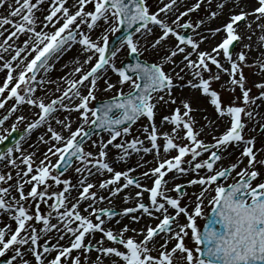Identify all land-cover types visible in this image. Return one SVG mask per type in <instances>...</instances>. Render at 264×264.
<instances>
[{
    "label": "snow or ice",
    "instance_id": "obj_1",
    "mask_svg": "<svg viewBox=\"0 0 264 264\" xmlns=\"http://www.w3.org/2000/svg\"><path fill=\"white\" fill-rule=\"evenodd\" d=\"M43 2L44 0H36L35 3L32 0H14L13 4H9V0H0V8L6 5L8 7V15L0 17V36H3L5 31L9 33L4 43L0 44V50L7 52L12 47L8 41L13 37L19 39L21 35L28 36L23 41V47L18 46L14 50L12 61H18L15 67L8 61L0 66V69H8L6 81L0 86V96H3L6 90L9 92L8 96L0 99V109L13 98L17 104L26 103L38 107L39 118L28 125L27 133L47 123L58 110L78 112L81 124L73 130L71 121L57 120L56 122L62 126L61 131L49 126L47 132L50 133V139L46 141L43 136L40 137L42 142L49 144V147L38 164H35L33 155H22L21 162L27 167L17 184L19 200L10 195L9 187H0V209L11 213L18 225L14 230L10 225L0 228V257L5 256L11 249L16 255L8 264H12L17 257L21 258L23 264H29L23 257L25 252L30 251L36 264H45V254L55 251L56 255L47 260V264H68L69 258L73 260V264H81L80 256L72 258L71 254L74 249H83L87 252L95 250L108 256L114 255L119 257L123 264H264V180L253 183L262 175L258 166L264 167V159H257V152L254 151L255 138H245L244 130L247 125L243 119L245 116L248 119L253 118V111L249 108L257 99L264 102V82L256 85L261 90L259 96L251 97V89L245 87L246 78L242 67L247 54L241 51L234 60L231 51L234 43L242 40L238 33L241 21L249 28L252 26L247 19L249 16L254 17L256 21H264V0H256L258 6L253 7L251 11L241 8L239 13H230L227 23L209 29L214 34L221 31L225 33L223 40L213 47L211 52L200 50V43L207 37L201 36V40L197 41L192 35L187 34V30L195 31L203 25L205 23L203 19L195 24L191 20L181 23L189 13L200 9L204 0H196L193 6L180 13L171 24L161 17V13L173 11L177 0H169L155 12L150 10L147 0H74V3L67 7L65 6L67 0H51L48 14L39 21L43 27L37 30L38 18L35 13L40 10L39 6ZM226 3L227 0H220L218 9H223ZM232 3L234 7L240 6L239 0H232ZM89 4L93 5V9L85 11ZM71 8L76 10L72 11ZM219 14V11H212L210 18L215 19ZM82 26L87 27V33ZM151 26H156L160 33L155 35L151 44L144 45L142 49L141 40L154 35ZM98 27L103 31L98 38L93 39L91 32ZM125 27L128 29L127 33L119 38L117 47L110 51L109 35L119 33ZM259 27L262 30L259 39L264 42V23ZM49 28L52 30H44ZM170 36L174 38L175 43L170 49L165 50L162 60L148 62L142 59L149 47L158 49ZM74 44L81 46L80 56L83 58V62L80 58L74 59L77 66L73 72L78 74V78L63 77L67 84L66 89L62 91V95L46 104L35 96L37 86L46 83L44 78H37L38 73L41 69L47 70L50 67V59L54 56L58 58L60 54L70 51ZM189 47L191 51H188ZM125 48L128 50L130 60L134 59L135 62L117 66L115 58L118 52ZM245 48L250 49L251 45H245ZM221 50L230 68H225L218 59ZM180 54H183L181 71L188 69L193 80L197 81L193 83V80H188L187 86L197 88L202 95L209 97L218 117L229 118V127L219 137H214L211 144L198 138L196 122L191 115L193 109L187 100H181V106L177 107L172 115L162 118L163 122L174 126L171 132H161L157 127V106L161 102L175 104L176 97L173 91L184 86L179 83L184 79L183 76L177 74L174 77L165 71V65L176 64L174 58ZM29 56L32 57L30 60ZM193 56H196V59H193ZM0 60H3L2 55ZM21 64L23 67H20ZM210 64L228 73L229 83L234 86L233 91L235 87L241 89L243 106L235 103L239 97L226 104L220 92L212 88V81L219 80L220 76L213 73L205 78V72H212ZM258 67L264 70V63H259ZM16 68L20 70L16 72ZM109 70L119 77L116 83L106 78L105 73ZM99 79H105V91H111L119 85L118 94L93 107L90 104L96 100ZM10 85L12 86L9 87ZM124 85L128 86L127 92L124 91ZM82 87H87V94L81 92ZM76 99L79 103L73 104ZM9 110L16 112V104ZM141 117H146L149 122L143 126V133L151 147L144 146L145 141L139 138L125 140L124 143L117 142L115 148L121 150V160H126L132 152L152 153L155 150V155L158 156L161 148L165 152L175 150L178 153L160 160L157 167L141 173V176L152 180L151 187L142 184L139 178L131 175L135 169L118 171L107 160L109 145L117 141L118 137L129 135L131 129L126 125L134 123ZM8 119L9 117L5 116L0 120V125ZM18 119L24 120L25 117L20 116ZM84 125L89 126L87 130ZM64 129L68 130V136L63 135ZM96 129L106 131L110 138L106 142L101 139L98 153H93L85 150L84 142L95 134ZM182 130L184 136L180 139L188 141L183 145L176 143V138ZM12 131H16L15 125ZM161 138L164 140L163 145L158 143ZM7 139L8 136L0 135V143ZM230 146L242 149L239 157L229 166L216 167ZM7 152L11 154L13 149L9 148ZM204 153L209 155L199 160ZM189 155L191 158L185 160L184 158ZM52 157H57L55 163H52ZM245 157L247 164L240 168ZM4 158V155H0V159ZM73 158L79 162L75 167V172L81 177L78 185H73L69 179H61L63 172L72 167ZM11 163L19 167L15 159H12ZM185 164L188 167H184ZM237 168H240V171L237 172ZM202 169L206 170L204 175L200 174ZM93 170L95 173L110 174L100 182L99 188L108 190L112 196L119 195L130 187L139 189L134 196L126 194L125 199L135 200V206L125 208L123 216L138 223L146 214L158 223L140 230L130 229L128 225L116 231L105 227V216L111 220L121 213L96 207L97 202H103L107 197L98 196L92 191L96 185L89 182L88 177L94 174ZM173 170L181 175L193 172L197 178L188 180L186 185L175 184L172 189H168L169 181L165 180V176ZM234 172L238 179L233 178L234 182L228 184L227 181L232 178ZM29 174L32 175L29 177ZM26 177L28 179H25ZM11 179V174L7 176L0 174V182ZM49 180L57 186L63 184V190L49 193L48 188L52 187L48 183ZM25 184L32 185L27 193L24 191ZM41 185H44V188L38 190ZM191 185H200L201 188L189 211V206L181 205V197L185 194L186 186ZM77 187L80 189L79 195L76 202L69 207L66 193ZM169 191H175L179 196L174 198L167 194ZM145 193H148V203L144 202ZM53 199L54 202L48 204L50 211L46 215L43 214L40 203H47ZM29 201L36 204L34 213L25 207V202ZM84 201L93 202L84 208L85 212L91 210L88 215L81 212L80 205ZM205 201L211 208L210 215L205 212ZM169 206L174 213H170ZM133 213L141 215H132ZM181 214L186 218V223L179 222ZM54 216L57 223H52ZM92 217H95V221ZM201 217L206 221L204 226L197 223V218ZM30 221L40 223L42 227L38 230L35 223H29ZM53 230L60 234L59 239L71 234L70 246L64 247L58 243L52 245L49 241L41 245L40 233L47 235ZM129 231L137 232L142 239L126 237L125 234ZM96 232L102 233L101 239L96 245L91 242L86 244L85 237ZM105 238L115 245L122 246L123 250L114 246H104ZM161 240L163 243H160ZM173 241L175 243L169 248ZM186 241L194 246L190 247ZM23 246H27L24 251ZM177 253L180 254L179 257L176 256ZM95 264H102L99 256Z\"/></svg>",
    "mask_w": 264,
    "mask_h": 264
},
{
    "label": "bare ground",
    "instance_id": "obj_2",
    "mask_svg": "<svg viewBox=\"0 0 264 264\" xmlns=\"http://www.w3.org/2000/svg\"><path fill=\"white\" fill-rule=\"evenodd\" d=\"M13 3H14V0H9V4H13ZM73 3H74V0H67V4L65 6L66 7L71 6ZM195 3H196V0H177V5L175 6L174 10L167 13L165 15V18L171 19L172 15L175 13L178 16L180 13L185 11L188 7L193 6ZM218 3H220V0H211V3H209V0H204V3L201 4L200 9L191 12L188 16L183 18V20L186 21L187 18H189V17L192 18L193 16H199L200 20L203 19L205 21V23L203 25H201L198 29H196L192 33L193 38L197 41L201 40V36L207 37V39H204L200 43V50H202V51L211 52L212 48L215 47L217 44H219L224 38V34L222 33V31L214 34L209 29H215V28L221 27L223 24L227 23L229 15L232 12H240L241 8H243L245 11H251V9L253 7L258 6L256 4V0H240L239 1L240 6L234 7L232 0H227L225 7L223 9H218V7H217ZM39 9L40 10L36 11V13H35L36 17L38 18L37 30H41V27L43 26L42 24L39 23V21L43 20L44 17L48 14L49 5L44 4L43 11L40 15H39V12L41 11V7ZM72 9L73 8H71V10ZM212 11H219L220 14L215 19H211L210 13ZM6 15H8L7 5L4 8H2L0 11V17L6 16ZM247 19L249 22H251L252 26H251V28H249L245 23H243L242 25H239L238 33L242 37V40L239 41L237 51L233 57L234 60L238 57V54L241 51H244L247 54V59H248V57L249 58L250 57H258L259 58L260 56L264 55V42H261L259 39V37L262 34V30L260 29L259 25L261 23H264V21H256L255 18L252 16L247 17ZM222 22H223V24H222ZM8 27L9 26H5V28H8ZM44 30L45 31H51L52 29L49 28V29H44ZM153 30H154V35L148 36V37L141 40L142 49H143L144 45L152 43L155 35H159L157 28L153 27ZM84 31L86 33L88 32L85 28H84ZM249 37H251V39H249ZM27 38H28L27 35H21L19 37V39L14 38L13 43H10V45H13L14 48H16L18 46L23 47V41L26 40ZM92 38H95V37L92 36ZM4 40H5V38L0 36V44H3ZM245 45H251V48L250 49L245 48ZM169 47H170V42L166 41L163 44V46H160L158 49H152L149 47L147 52H149L152 56H157V57L161 58V60H162L165 50L168 49ZM80 51H81V46L79 44H76V45L71 47L70 51L65 52L61 58L57 59V61L53 64L51 71H47L44 74V76H46V79L44 78L46 83L40 85V87L38 89H36V92H35L36 97L44 100V99H46V97H49V94H47L48 92H50V95H51L50 97L59 93V91H57V89L58 88L61 89V87L62 86L64 87L66 84V81L64 79H62L63 77H67L68 79L78 78V74H75L73 72V69L77 66L74 63L75 58H80L81 62H83V58L80 56ZM188 51H191L190 47L188 48ZM4 55H6V54H4ZM182 55L183 54H180L174 58L177 62L176 64L170 63L171 65L167 67L168 72L171 75H173L174 77H176L177 74L184 77V79L182 81H179V83L184 85V86L178 87V88L174 89V91H173L174 96H176V95L179 96L178 100H176L175 104L180 105L181 100H187L191 103V106H192L194 112H197L199 115H201V116L203 115L206 118L208 117V118L212 119V123H213L212 125H214L213 129L218 128V130H219V129L224 128V126H226L227 118L226 117L219 118L218 115L214 116L210 112V109H209L211 107L210 106V99L207 96L202 95L200 92L192 91V90H196V88H191V87L187 86V84L185 83L186 82L185 79L190 80L189 77H192V75H191V72L186 68L183 71H181V68H183V63L181 62L182 61ZM192 58L196 59V56H193ZM218 59L221 61V63L224 65L225 68L230 67L228 62L225 61L223 59V57L219 56ZM219 74L225 76L228 73L220 71ZM6 76H7V71L5 69H0V82L1 83L3 82V80L5 79ZM105 76L112 83L117 82L115 77L110 74V71H107L105 73ZM85 84L87 85L88 83L85 82ZM117 87H118V85H117ZM82 88H81V90L87 91L86 89H82ZM97 88L100 91L99 93H101V94L109 92V91H105V88H106L105 79H100L98 81ZM179 89L181 91L185 90V91H183L184 93H180ZM188 89H190V90H188ZM163 104L164 103L161 102L158 105V106H160L159 109H162V107H164ZM261 106H262V108H260ZM261 106L259 107L260 111L258 112V115H257L258 118H260V117L264 118V102L262 103ZM32 111H33L32 105H28L25 103L24 106L21 108L20 113L16 112L13 114L12 119H11L13 124L18 123V124L24 125V122L35 118V115H34V113H32ZM64 114L68 115L67 120L71 121V124L74 123L76 127L81 124V121H80L81 119H80L78 112L71 111L70 113L67 114L66 111L59 110L58 112H55L52 117H50L48 119L47 123L40 125L36 129V131H34V132L31 131V133H29V135L25 137V140H23V142H21L22 147L19 149V151H21V154L24 153L27 155L37 156V155L42 154L45 151H47L49 144L42 142L40 140V137L43 136L44 140H46V141L50 139V133H48L46 131V129H48L49 126L55 128L57 131H61L62 126L60 124H58L56 121L57 120L66 121L65 120L66 117L64 116ZM20 116L25 117V119L19 120L18 118ZM173 127L174 126H171V125L170 126L169 125H160L159 130L161 132H171V129ZM67 131H68L67 129H64L63 135H65V136L68 135L69 132H67ZM173 135H176V134H173ZM180 135H181V131L179 132L178 136H180ZM139 139L144 140L145 141L144 146L147 147V145H146L147 140L145 138L144 133L139 136ZM162 139L163 138H161L159 140V142H161ZM36 142H39V145H37L38 147L33 149V146L35 145ZM52 143H55V141H52ZM112 153H113V151H110V150L108 151L109 156ZM175 155L170 153V152H165L163 149H160V153L158 156L155 155V150L152 153L132 152V154L126 160H121L120 156L116 157L113 160L111 159V165L115 169H121V168L135 169V171H133L134 176H137L141 180L142 184L147 185V183L149 182L148 178L141 176V173H143L145 171H149L150 169L157 167L158 162L160 160L167 159V158H169L171 156H175ZM223 155H224V159L221 160L219 163L224 164V166L230 165L231 163L235 162L237 160V158L239 157V150L236 149V147H234V146H230L227 149V151L224 152ZM20 158L21 157H19L18 159H20ZM16 163L21 164L22 163L21 159L16 160ZM246 164H247L246 160L244 159V164H241L240 168H243ZM8 168H10V165L7 161V157L5 156V158L2 160L0 170H6ZM240 168H238L237 170H240ZM93 171H94V174L92 176L88 177L89 182L96 185L94 190L98 196L103 195V196L107 197V199H105L103 202H97L96 207L97 208L117 210L118 213H121V215H118V217L115 218L114 221H111V220H108L107 218H105V227L111 228L114 231H116V230H119L120 228H122L124 225H128L130 229L134 228V229L140 230V229L146 228V226H150L151 224L156 225L158 223L157 220L147 216L146 214H144L142 216V219L138 223L132 222L129 217L123 216L122 215L123 210L127 207H134L133 203L135 202V200H126L125 199L126 194H131L134 196L135 192L139 191V189L128 188V189H125L124 191H122L119 195L112 196V195H110L108 190L99 188L100 182L103 181V180L99 181V179L104 177V176H105L104 179H106V178H108L109 174H107V173H95V170H93ZM20 175H23V172H20ZM262 175H264V173H262ZM173 177H175V179H173ZM180 177H181V174H178V173H175L173 175H169L167 177V179L169 181V183L167 184V188L172 189L175 184H178V182H180V180H179ZM78 182H79V180H77L75 185H78ZM151 186H149V187H151ZM200 188L201 187H198L197 189H193L194 195L197 192L198 193L200 192ZM168 193H169V195H172L173 191H169ZM66 195L68 196V206L70 207L71 204L76 202V198L79 195V188L78 187L74 188L73 190H71L70 193H66ZM144 198H145V194H144ZM144 202L148 203V199ZM89 203H93V202L92 201H84L81 203L80 208H81V212L83 215H88L89 212L91 211L90 209H89V212L84 211V208H86ZM207 206H208V203H207V201H205V207L207 208ZM61 211H63V209H61ZM170 213H172V212L170 211ZM132 215H141V213H133ZM157 215H159V214H157ZM182 217L183 216H180L178 218L180 223H181ZM93 218L94 217H92V219ZM12 219L13 218H12L11 213H9V212L5 213V214L0 213V226H1L0 228H2V225H3V228L5 226L10 225L12 222ZM117 221H119V223ZM52 223H57L55 216L52 219ZM35 224H37L36 227L38 230L42 227V225L40 223L36 222ZM73 226H75V225H73ZM126 234H127V236L135 237L137 240L142 239V236H139L137 234V232L129 231ZM59 235L60 234H58L55 230L49 232L47 234V236L44 235L43 233H40L41 238H40L39 242H45L46 240H51L52 245H55L58 243L59 245L64 246V247L70 246V244L69 245L68 244L64 245V244H66L68 241H70V243H71V234L65 235L64 239H59ZM100 239H101V233L96 232L95 234L87 235L85 237V243L87 244V243L91 242L93 245H96V242L99 241ZM157 240H159V238H157ZM160 243H163V241L161 240ZM104 246L116 247L115 244L109 243L105 240H104ZM156 247L158 249L159 245L157 244ZM119 248L121 250H123L122 247H119ZM25 249H27V246L22 247V251H24ZM52 253L53 252L47 253V256H51ZM54 254H56L55 251H54ZM77 255H79L81 258V264H95V261H96L98 256L100 257L102 264H123V262L120 260L119 257H115L114 255L108 256L105 254H101V253L96 252L95 250H93L92 252H87L83 249H80V250L74 249L72 254H71V257L74 258ZM45 256H46V254H45ZM176 256L179 257L180 254L177 253ZM33 258H34L33 254L30 251L25 252V255L23 257V259L27 260L29 262V264H34ZM47 260H50V259H46L45 264H47ZM14 264H23V261L21 260L20 257H18L14 261Z\"/></svg>",
    "mask_w": 264,
    "mask_h": 264
},
{
    "label": "rangeland",
    "instance_id": "obj_3",
    "mask_svg": "<svg viewBox=\"0 0 264 264\" xmlns=\"http://www.w3.org/2000/svg\"><path fill=\"white\" fill-rule=\"evenodd\" d=\"M169 0H147V3L150 7V10L152 12H155L158 10L159 7H162L164 4L168 3ZM33 3L36 2V0H32ZM50 3H51V0H44V2L39 6V8L41 7V11L39 12V15L42 13L43 11V7H44V4L46 5H49L50 6ZM93 9V5L92 4H89L86 6L85 8V11H89V10H92ZM76 9L73 8L72 11H75ZM235 13H239V12H235ZM165 15L164 13H161V17L165 19L166 22H168L169 24L172 23L173 20L176 19V13L172 15L171 19H167L165 18ZM188 20H191L194 24L200 20V17L199 16H193L192 18H187L186 21ZM185 20H181V23H184ZM101 24H103V21L100 22ZM223 24V22H222ZM221 25V24H220ZM43 27V26H42ZM41 27V28H42ZM87 31V27L86 26H83ZM151 27H154V26H151ZM156 27V26H155ZM103 31L102 28H97L95 29L94 31L91 32V36H94L95 38L93 39H96L100 36L101 32ZM157 31L160 33V30L157 28ZM182 32L184 30H181ZM190 33L189 35H192L193 33V30H189ZM8 32L5 31L4 32V37L6 38L8 36ZM116 33L114 34H110L109 35V40L115 35ZM15 37H13L12 40L8 41V44L10 43H13V40H14ZM170 42V47L168 49H170L172 47V45L175 43V40L173 37H169V39L167 40ZM239 44V42H238ZM238 44H236L235 46V50L233 51V55H235V52H236V49H237V46ZM7 46V45H5ZM14 47L12 45L11 48L8 49L7 52H3L2 50H0V55L3 56V60H0V66H2L5 61H8V62H11L13 63L14 67L15 65L18 63V61H12V56L14 55ZM6 54V55H4ZM221 56L225 59L223 53H220ZM25 55V54H23ZM34 55V53H33ZM63 53L60 55L62 57ZM128 57V50L127 48L121 50L118 52V55L116 56L115 58V63L117 64V66H122L124 60ZM32 57L29 56L28 59L30 60ZM56 56L52 59V61L50 62V67L47 68L48 71H51V68L53 66V64L56 62ZM142 59L148 61V62H155V61H158V60H161V58L157 57V56H152L149 52H144V55L142 57ZM237 59V58H236ZM259 63H264V55L260 56L259 58L258 57H248V59L246 60V62L244 64H242V67H243V73H244V76H245V87L248 88V89H251V92H250V96L255 98V97H258L259 94H260V89L256 87L257 84L259 83H262L264 82V70H262L261 68L258 67V64ZM171 64H166L165 65V71L168 72V69L167 67L170 66ZM20 67H23V65L21 64ZM210 67L212 68V72H205L204 75H205V78H208L210 77L213 73H217L219 76H220V79L219 80H213L212 81V88L217 90L218 92H220L221 94V97H222V100L228 104V103H232L234 101V99L236 97H239L240 99L238 100H235V103L239 106H243V99H242V91L239 87H235V90L233 91L232 88L234 86H232L230 83H229V75L226 74L225 76L224 75H221L219 74L220 70H218L214 65H211L210 64ZM6 71L8 69H5ZM20 70V68H16V72H18ZM47 70H43L39 75H38V79H41V78H45L46 79V76H44V73H46ZM110 71V70H109ZM16 72L13 73V75L15 76L16 75ZM111 75H113L115 77L116 80H118V76L116 74H114L113 72L110 73ZM239 78V76H237V79ZM190 80H193V77H189ZM100 80V79H99ZM186 82L188 81L187 79H185ZM6 81V77L5 79L3 80V82L1 83L0 82V86H2ZM185 82V83H186ZM197 81L193 80V83H196ZM88 83V82H87ZM12 85H10L9 87H11ZM40 87L37 86V89ZM67 87V84H65V86L61 87V90L59 91V93L53 95L52 97H50V92H48L47 94H49V97H46V99H44L43 101L47 104L49 103L52 99L62 95V91L64 89H66ZM119 88V85L118 87ZM117 88H114L112 89L111 91L107 92V93H104V94H101L99 93L100 91L96 90V100L95 101H103V100H107V99H110L112 96L114 95H117ZM84 89L87 90V87H84ZM126 90H129L128 89V86L127 85H124V91ZM180 90V89H179ZM190 90V89H188ZM183 91L185 90H180V93H184ZM192 91H195V92H199L198 89L196 90H192ZM82 92V90H81ZM54 94V93H53ZM83 94H87V91H83ZM9 95V92L6 90L5 93L3 94V96H0V99H3L4 97L8 96ZM176 97V100H178V95L175 96ZM167 99V97H166ZM210 99V98H209ZM95 101H92L90 106H92V104L95 102ZM65 103H68V101H65ZM76 103H79V100L76 99L73 101V104H76ZM262 101H260L259 99L256 100V103L251 105L249 110L253 111V118L252 119H248L246 116L243 117V119L245 120L246 122V128L244 130V135H245V138L248 139V138H255V146H254V151L257 152V159L260 160V159H264V118L260 117L258 118L257 115H258V112L260 111L259 109L262 108ZM14 104H16V107H17V111L20 113L21 111V108L23 107L24 104H17L13 99H10L7 101V103L5 104V107L3 109H0V120L3 118L4 115H6V111H10V107L13 106ZM164 107H162V109H159L160 106H157V110H156V124H157V127L159 128L160 125H171L173 126L172 124H169V123H165L163 122V117L164 116H170L173 114L174 110L177 108V107H180L181 105L179 104H163ZM210 112L215 116V115H218L214 106H212L210 104ZM261 106V107H260ZM260 107V108H259ZM193 109V108H192ZM32 113H34L35 115V118L29 120V121H26L24 122V125H21V124H13L12 120L9 118L8 121H7V125L5 124L4 126H2L0 128V135H4V136H8L10 134V132L12 131V127L13 125L16 126V130L20 133H26V130H27V127L30 123H33L35 122L36 120H38V113L40 112V109L38 107H35V106H32ZM16 111V112H17ZM11 112V111H10ZM17 112V113H18ZM181 112L183 113V109L181 108ZM15 113V112H14ZM66 113H70V112H67ZM54 114V113H53ZM192 117L195 119V130L199 133V139H202L204 140L206 143H213L214 142V137H219L221 134H223L226 129L229 127V124H230V121H229V118H227V121H226V126H224V128L222 129H219L218 128H214V125H212V119L211 118H206L204 117L203 115H199L197 112H194L192 111ZM64 116L66 117V121H69L67 120V117L68 115L64 114ZM220 118V117H219ZM224 118V117H223ZM81 121V120H80ZM76 123V122H75ZM149 122L147 120V118H142L139 122H137L134 126L130 127L131 131H130V134L127 135V136H122V137H118L117 138V141L113 142L112 145H109V148L107 151H113V153L109 156H107V160L108 162L111 163V159H115L116 157L118 156H121L122 155V152L121 150L115 148V143L119 142V143H124L125 140H131L133 138H139L140 135L143 134V126L147 125ZM78 127V126H77ZM75 126L74 123H72V129L75 130L77 128ZM85 129L87 130L88 129V125H84ZM36 129V128H35ZM33 129V130H35ZM47 131V129H46ZM68 132V131H67ZM69 135V133H68ZM66 135V136H68ZM100 136V137H99ZM97 135V136H94L91 140H89L87 142V144L84 146L85 147V150L86 151H92L93 153H98V150H99V143L101 141V139H103L105 142L107 141L109 137V134L108 133H105L103 134L102 136L101 135ZM184 136V131L182 130L181 131V135L180 136H177L176 138V143L178 144H187L188 141L187 140H184V139H180V137H183ZM24 139V137H23ZM159 144L163 145L164 144V140L162 139L161 142L158 141ZM37 145H39V142H36L35 145L33 146V149L38 147ZM147 147H151L150 143L147 141ZM13 151L14 150H17L15 149L14 147L12 148ZM163 149V148H161ZM46 153V151L42 154H39L37 156H33V160L35 161V164H38L40 160H42L44 158V154ZM175 155V153H172ZM209 153H204L201 157H199L198 159L199 160H203L205 159L207 156H208ZM23 156H27V154H21V152L19 151H15V153H12L11 155H7L8 157H10L8 160V163L10 165V168L6 169V170H0V174H4V175H8V174H11L12 176V179L11 180H7L6 182H0V187H9L10 188V195L11 196H15L17 200H19V192L17 191V184L18 182H20V177L23 176V175H17V173L19 172H24L26 171V165L24 163H21V164H17L19 165V167H16L14 166L12 163H11V158L12 159H16V160H20L18 159L19 157H22ZM6 156V157H7ZM19 156V157H18ZM191 157L190 155L185 157L184 159L185 160H189ZM246 158V157H245ZM52 163H55L56 160H57V157H52ZM79 162L76 161L74 163V165L68 170L66 171L62 176H61V179H69L71 180L72 184L75 185L77 180H80V175L78 173L75 172V167L76 165L78 164ZM247 163V161H246ZM35 164H34V169H35ZM221 165V164H220ZM220 165H216V167H220ZM223 165V164H222ZM184 167H188L187 164L183 165ZM259 170L261 171V173H264V167H261V166H258ZM118 171H126V170H129V169H126V168H121V169H116ZM175 172V170L171 171V172H168V175H173ZM56 174V173H54ZM179 174V173H178ZM200 174L201 175H204L205 174V171H200ZM32 174H29V177L31 176ZM131 175L134 176V172H131ZM110 176V174L108 175V177ZM137 177V176H135ZM167 177V176H166ZM105 176L100 178L99 181H102L104 180ZM138 178V177H137ZM181 181L178 182L179 184H185L187 183L188 180L190 179H194V178H197L196 177V174L193 173V172H189L187 175H181L180 177ZM184 178V179H182ZM236 179H238V177H235ZM25 179H28V177H26ZM264 179V175H261L259 177V179L257 181H255V183L259 182L260 180H263ZM165 180H167V178H165ZM149 181V182H148ZM148 183H147V186L150 185V182H152L151 179H148ZM49 184L52 185V187L48 188V192L49 193H52V192H57V191H62L63 188H64V185L61 184L59 186L55 185V183L51 180H49L48 182ZM32 185L31 184H25L24 186V191L25 193H27L28 191H30ZM44 188V185H41L40 186V189L38 190H42ZM197 187H195V185H191V186H186V188L184 189V195L181 197V205L182 206H189V211H191V206L192 204L194 203L195 201V198H194V194H193V189H197ZM13 189V190H12ZM80 191V189H79ZM92 191L95 192L94 188L92 189ZM167 194L169 195V193L167 192ZM172 197H178L179 194L176 193L175 191H173V194L170 195ZM147 199V193H145V198H144V201H146ZM54 202V199L53 200H49L47 201V203H40V209H41V212L43 214H47L48 211H50V209L48 208V204L50 203H53ZM14 203V201H13ZM133 206H135V202L133 203ZM25 207H28L30 209L31 212H35V207H36V204L35 202H25ZM114 211H117V210H114ZM169 211H171L172 213L174 212L173 209H171V207L169 206ZM0 213H8V211H4L2 209H0ZM183 215V214H182ZM105 218H107V216H105ZM94 221H95V217L93 218ZM108 219V218H107ZM200 221V218H197V223ZM186 218L183 216L181 218V223H186ZM29 223H36L35 221H30ZM37 225V224H35ZM11 226V229L14 230L18 225H17V222L12 219V222L10 224ZM151 226H154L153 224ZM1 227V226H0ZM2 228H3V225H2ZM144 228V227H143ZM23 235V233H22ZM47 236V235H46ZM101 236H102V233H101ZM126 237L127 234H125ZM105 241L109 242V243H112L110 241H108L106 238L104 239ZM46 241H49L50 244H52V241L51 240H46ZM45 241V242H46ZM45 242H39L41 245H43ZM189 246H194L191 242H188L186 241ZM175 243V241H173L172 243L169 244V247H172V245ZM69 245L70 244V241H68L66 244L64 245ZM113 244V243H112ZM116 247L119 248V246L116 245ZM122 247V246H120ZM155 251H154V255H155ZM16 255L14 251H12L11 249L5 254V256L3 257H0V262L1 261H7V264L10 260H12V257ZM56 254H54V252L52 253L51 256H47L46 254V259H52ZM18 258V257H17ZM35 259V258H34ZM12 264H13V261H12ZM68 264H73V260L70 258L68 259Z\"/></svg>",
    "mask_w": 264,
    "mask_h": 264
},
{
    "label": "water",
    "instance_id": "obj_4",
    "mask_svg": "<svg viewBox=\"0 0 264 264\" xmlns=\"http://www.w3.org/2000/svg\"><path fill=\"white\" fill-rule=\"evenodd\" d=\"M123 31V30H122ZM123 35H120L119 37L115 38L112 43L110 44V51L111 49H114V46L118 43L119 38L122 37Z\"/></svg>",
    "mask_w": 264,
    "mask_h": 264
}]
</instances>
